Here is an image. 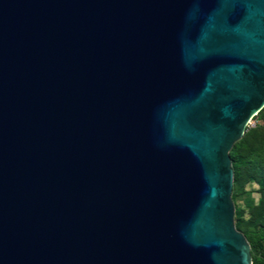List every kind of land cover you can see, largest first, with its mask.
I'll return each mask as SVG.
<instances>
[{
    "label": "water",
    "instance_id": "water-1",
    "mask_svg": "<svg viewBox=\"0 0 264 264\" xmlns=\"http://www.w3.org/2000/svg\"><path fill=\"white\" fill-rule=\"evenodd\" d=\"M263 105L264 0H0V264H251Z\"/></svg>",
    "mask_w": 264,
    "mask_h": 264
},
{
    "label": "rangeland",
    "instance_id": "rangeland-1",
    "mask_svg": "<svg viewBox=\"0 0 264 264\" xmlns=\"http://www.w3.org/2000/svg\"><path fill=\"white\" fill-rule=\"evenodd\" d=\"M237 145L243 161H264V124L256 115L249 119ZM248 172L247 166L243 164L239 179L231 186L230 198L241 211L239 229L252 231L261 222L255 214L259 200L264 199V180L249 177Z\"/></svg>",
    "mask_w": 264,
    "mask_h": 264
},
{
    "label": "trees",
    "instance_id": "trees-1",
    "mask_svg": "<svg viewBox=\"0 0 264 264\" xmlns=\"http://www.w3.org/2000/svg\"><path fill=\"white\" fill-rule=\"evenodd\" d=\"M256 117L260 119L262 124H264V105L257 112ZM241 139V137L239 138ZM235 141L231 148L228 151L230 166L232 169V186L239 179L240 169L243 164L247 166L248 176L257 177L259 180H264V161L262 160H248L243 161L242 156L238 152V141ZM243 161V162H242ZM234 211H233V222L237 230L242 232L245 239L249 244V253L251 264H264V199H260L258 202V210L256 216L261 219V222L254 228L252 231L246 229H239L240 223V213L241 211L235 206L233 202Z\"/></svg>",
    "mask_w": 264,
    "mask_h": 264
}]
</instances>
